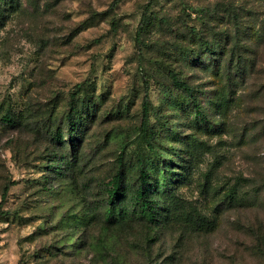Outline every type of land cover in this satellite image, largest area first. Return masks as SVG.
I'll return each instance as SVG.
<instances>
[{
    "label": "rangeland",
    "instance_id": "rangeland-1",
    "mask_svg": "<svg viewBox=\"0 0 264 264\" xmlns=\"http://www.w3.org/2000/svg\"><path fill=\"white\" fill-rule=\"evenodd\" d=\"M0 264H264V0H0Z\"/></svg>",
    "mask_w": 264,
    "mask_h": 264
},
{
    "label": "trees",
    "instance_id": "trees-1",
    "mask_svg": "<svg viewBox=\"0 0 264 264\" xmlns=\"http://www.w3.org/2000/svg\"><path fill=\"white\" fill-rule=\"evenodd\" d=\"M176 84L179 88H181L184 92H191V87L180 80H176ZM198 113H201L200 110L197 111ZM73 116V114H71ZM72 118V117H71ZM73 124V122H72ZM71 140H75L74 134H70ZM112 194L113 197H117L118 199H121L124 197L123 192V176L122 173H117L112 181ZM151 188L149 186L147 187H139V189L134 194V199L139 203L140 207H142V214L143 216H149L152 213V208L148 204V198L150 197Z\"/></svg>",
    "mask_w": 264,
    "mask_h": 264
}]
</instances>
